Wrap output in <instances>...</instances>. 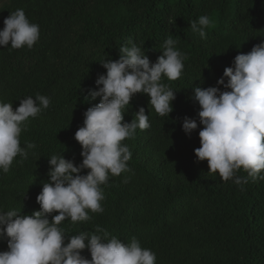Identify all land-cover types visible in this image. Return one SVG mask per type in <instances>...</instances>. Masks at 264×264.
Returning a JSON list of instances; mask_svg holds the SVG:
<instances>
[{"label": "trees", "instance_id": "1", "mask_svg": "<svg viewBox=\"0 0 264 264\" xmlns=\"http://www.w3.org/2000/svg\"><path fill=\"white\" fill-rule=\"evenodd\" d=\"M16 9L39 25L40 38L32 49L0 47V102L15 110L19 100L40 94L51 103L21 133L22 147L36 145L28 159L17 156L9 172L0 173V211L39 210L36 196L48 180L52 155L82 162L74 133L84 111L99 102L88 97L106 72L100 62L118 59V49L129 41L155 62L171 36L187 56L179 79H162L176 90L173 111L160 117L146 94L133 96L124 121L144 107L151 126L123 141L132 152L131 171L102 185L103 213L89 212L91 220L69 219L60 227L76 235L100 226L124 243L135 237L156 254L155 264H264V180H249L242 191L207 175V162H196L194 155L202 126L191 99L193 86L225 90L216 84L224 69L264 41V0H0V30ZM203 15L212 23L201 39L190 22ZM184 117L197 119L190 136L182 130ZM4 250L6 241L0 240ZM82 255L90 259L87 249Z\"/></svg>", "mask_w": 264, "mask_h": 264}, {"label": "clouds", "instance_id": "2", "mask_svg": "<svg viewBox=\"0 0 264 264\" xmlns=\"http://www.w3.org/2000/svg\"><path fill=\"white\" fill-rule=\"evenodd\" d=\"M168 23L175 22L170 18ZM211 23L203 15L190 27L204 39ZM3 24L0 47L32 49L40 38L39 25L31 23L23 9L11 12ZM176 43L171 36L165 39L155 62L131 41L118 49V59L100 62L106 72L97 77L96 89L89 90L88 97H99V102L84 111L83 125L74 133L82 162L52 155L47 161L48 180L36 196L39 210L31 215L0 211V240L7 245L0 251V264H155L156 254L142 248L135 237L124 243L100 226L94 232L69 235L60 225L69 219L73 224L87 222L92 219L89 212L103 213L102 185L110 176L131 171L127 162L132 152L123 141L135 138L137 129L151 126L144 107L131 122L124 121L133 96L146 94L160 117L168 118L173 111L176 90L162 79L175 81L183 72L187 56ZM216 84L225 90L192 87L191 99L199 105L197 118L202 126L194 155L196 162H207L209 177L218 175L243 191L249 180H264V41L246 54L238 53ZM50 103V97L40 94L19 100L15 110L11 103L0 102V173L7 174L17 156L28 159L36 145L29 142L22 147L21 133L29 118L38 117ZM198 123L184 117L183 132L190 136ZM85 169L86 174H81ZM241 170L247 175H238ZM85 249L90 259L82 255Z\"/></svg>", "mask_w": 264, "mask_h": 264}]
</instances>
